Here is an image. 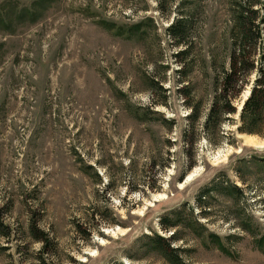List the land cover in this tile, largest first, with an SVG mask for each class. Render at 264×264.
<instances>
[{
	"label": "rangeland",
	"instance_id": "1",
	"mask_svg": "<svg viewBox=\"0 0 264 264\" xmlns=\"http://www.w3.org/2000/svg\"><path fill=\"white\" fill-rule=\"evenodd\" d=\"M232 4L0 0V264H171L147 237L175 230L184 264H264V124L238 131L255 70L236 112L203 122ZM177 17L183 64L166 33Z\"/></svg>",
	"mask_w": 264,
	"mask_h": 264
},
{
	"label": "trees",
	"instance_id": "2",
	"mask_svg": "<svg viewBox=\"0 0 264 264\" xmlns=\"http://www.w3.org/2000/svg\"><path fill=\"white\" fill-rule=\"evenodd\" d=\"M231 9V25L228 29V39L230 55L227 59V67L225 64L221 66L220 78L215 81L217 85L214 87L215 95L211 101L209 111L204 118V129L218 127L222 121L226 119V115L234 114L235 108L232 106V100L239 96L242 88V82L255 70L257 78L254 80L251 92L242 105L239 113V121H241L238 131L248 134L260 132V128L264 124V52L259 51L264 38V0H232ZM187 24L188 21L183 17H177L176 21L167 28L166 33L172 38L175 45L182 46L185 49L179 50L174 56L180 63L186 60L187 56ZM180 74L183 73L182 68L178 69ZM240 83V85H238ZM197 118V111L188 115V120L194 124ZM212 184L220 185L212 181ZM231 188L238 191L236 187ZM214 188L201 189L196 198L197 206H199L198 216L206 217L209 212L205 210L207 199ZM232 191V190H231ZM202 204V205H201ZM177 212V211H173ZM189 212L191 210L189 209ZM193 216V212L190 213ZM180 216V214H179ZM197 216V217H198ZM176 217V216H175ZM196 217V218H197ZM181 218L178 217V220ZM178 220H173L170 214L160 218L159 222L164 231L169 229L175 230ZM33 238L37 241L47 244V237L43 232H37L31 227ZM149 244L155 248L167 262L171 264H184L179 256V248H174L173 241L178 240V232L172 231L169 238H163L158 234L153 237H147Z\"/></svg>",
	"mask_w": 264,
	"mask_h": 264
},
{
	"label": "bare ground",
	"instance_id": "3",
	"mask_svg": "<svg viewBox=\"0 0 264 264\" xmlns=\"http://www.w3.org/2000/svg\"><path fill=\"white\" fill-rule=\"evenodd\" d=\"M239 108H240V107H239ZM250 142H251V141H250ZM251 143H252L254 146H255V145H257V146L259 145V144H257V143H253V142H251ZM189 178H190V175L187 176L186 180H188ZM188 181H189V180H188ZM161 198H162V197H161Z\"/></svg>",
	"mask_w": 264,
	"mask_h": 264
},
{
	"label": "water",
	"instance_id": "4",
	"mask_svg": "<svg viewBox=\"0 0 264 264\" xmlns=\"http://www.w3.org/2000/svg\"><path fill=\"white\" fill-rule=\"evenodd\" d=\"M249 94H250V92H249ZM241 108H242V106L239 108V111L241 110Z\"/></svg>",
	"mask_w": 264,
	"mask_h": 264
}]
</instances>
